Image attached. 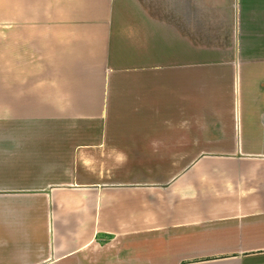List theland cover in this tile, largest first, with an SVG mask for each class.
I'll return each mask as SVG.
<instances>
[{
    "label": "crops",
    "instance_id": "obj_1",
    "mask_svg": "<svg viewBox=\"0 0 264 264\" xmlns=\"http://www.w3.org/2000/svg\"><path fill=\"white\" fill-rule=\"evenodd\" d=\"M253 1L0 0V264H264Z\"/></svg>",
    "mask_w": 264,
    "mask_h": 264
},
{
    "label": "rangeland",
    "instance_id": "obj_2",
    "mask_svg": "<svg viewBox=\"0 0 264 264\" xmlns=\"http://www.w3.org/2000/svg\"><path fill=\"white\" fill-rule=\"evenodd\" d=\"M9 2V0H5V2ZM83 1H85V0H83ZM258 1H261V0H254L253 2H255V4H256V7H255V11H256V13L259 11V9L257 8V3H258ZM84 5H86L85 3H84ZM84 5H83V14H85V8H84ZM8 10V12H9V5H2V4H0V13H5V10ZM253 10V9H252ZM1 71H2V73H5V71H3V70H0V74H1ZM256 87L254 88V91H253V95L252 94H249V93H247V94H249V99H250V102H253L254 101V99L257 97V96H259V92H258V90L257 89H259V88H261V86H260V82H259V84H257L256 83V85H255ZM1 94V93H0ZM242 94H243V99H242V103H243V110L245 109V106H246V103L248 102V105H249V99H248V101H247V99L245 98V97H247L248 95L246 94V92H245V89H243V91H242ZM4 99V102L5 103H9V104H14L15 102H13V101H6V100H11L12 98L11 97H7L6 99L2 96V94L0 95V100H3ZM249 109H251V107L249 106ZM145 113L144 112H142V115H144ZM2 124H5V125H11V123H9V122H4V123H2ZM148 168H150V167H148V166H141V167H139V166H134V167H132V174L133 175H135V176H138V177H140L141 175H143V173H146L147 172V169ZM161 168L163 169V170H165V168L166 167H164V166H161ZM163 179H166V178H163ZM186 252H189V249H186L185 250ZM182 252V250L180 249H177V250H175L174 252H173V254H178V253H181Z\"/></svg>",
    "mask_w": 264,
    "mask_h": 264
}]
</instances>
